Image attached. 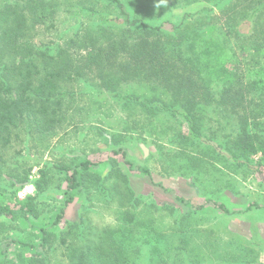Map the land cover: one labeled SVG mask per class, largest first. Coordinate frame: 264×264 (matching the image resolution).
Here are the masks:
<instances>
[{
  "label": "rangeland",
  "instance_id": "rangeland-1",
  "mask_svg": "<svg viewBox=\"0 0 264 264\" xmlns=\"http://www.w3.org/2000/svg\"><path fill=\"white\" fill-rule=\"evenodd\" d=\"M124 1L133 15L151 23L177 21L183 12L195 13L203 22L207 14L210 23L203 29L206 38L218 41L220 62L237 71L246 82L264 76V43L260 42L254 50L252 39L234 34L237 25L254 8L261 7L264 13V0H189L177 8L160 0ZM77 7L73 6L71 11ZM80 20L86 22L83 25L86 28L93 22H88L85 16L75 20L61 8L54 24L45 21L35 29L33 40L44 46L56 43L64 30L71 31L62 23L77 26ZM100 26H93L91 33L112 38L124 30ZM248 26L243 27L245 32ZM257 27L264 30V14L258 18ZM70 51L74 58L81 52L77 59L85 60L82 50L74 46ZM83 72L79 82L61 83L67 96L59 121L41 130L36 125L30 130L16 129L10 142L0 146V203L13 207V192L17 200L34 196L38 213L29 219L0 218L3 256L13 264H69L63 256L60 238L66 235L70 240L72 223L82 217L85 224L79 242L82 244L89 238L96 240L93 244L102 235H118L115 230L121 224L123 212L129 210L135 212L134 233L139 239L153 241L148 247L154 253L160 249L164 261L161 264H264L261 153L251 156L248 166L212 158L211 165L201 164L193 172L179 169L186 158L177 156L172 159L177 165L171 168L166 153L172 146L166 139L171 125L187 133L183 120L161 116L142 125L145 122L139 120L142 111L137 110L138 114L130 106L113 104L104 88L97 87L98 75ZM260 121L264 124V117ZM210 125L215 127L213 122ZM188 152L193 155L194 149ZM81 160L94 163L90 171L100 176L109 174L113 167L118 178L105 185L116 183L121 190L128 187L132 193L126 191L127 198L111 192L103 195L101 189H96L92 175L93 178L86 177L90 179L86 189L74 191L73 200L65 204V173L60 167L74 166ZM41 171L45 173L43 181ZM36 180L42 182L39 192L35 190ZM30 185L33 191L24 193ZM60 212L61 218L55 224ZM143 223L148 227L142 226ZM140 249V258L144 259L149 249Z\"/></svg>",
  "mask_w": 264,
  "mask_h": 264
},
{
  "label": "trees",
  "instance_id": "trees-1",
  "mask_svg": "<svg viewBox=\"0 0 264 264\" xmlns=\"http://www.w3.org/2000/svg\"><path fill=\"white\" fill-rule=\"evenodd\" d=\"M160 1L177 8L189 0ZM75 5L78 7L71 11ZM126 5L124 0H0V146L10 142L16 129L30 130L36 125L41 130L59 121L67 96L61 83L79 82L83 71L88 70L98 75L97 87L104 88L113 104L144 113L139 118L145 121L142 125L148 119L155 121L161 116L183 120L187 133L171 125L166 139L175 148L168 147L166 153L171 159H166L171 168L177 165L172 161L177 156L186 158L179 169L183 167L189 172L201 164L211 165L212 158L248 166L251 156L258 152L264 165V124L260 121L264 117V76L246 82L237 71L220 62L218 41L206 38L203 29L210 23L207 14L203 22L195 13L183 12L177 21L151 23L133 15ZM61 8L75 20L85 16L88 22H93L87 28L83 27L84 20L77 26L62 23L71 31L64 30L56 43L38 45L33 40L35 29L45 21L54 24ZM261 10V7L254 8L244 16L245 21L234 24L237 25L234 34L252 39L254 50L260 42L264 43V30L257 27L258 18L264 14ZM103 24L124 30L112 38L91 33L93 26ZM245 25H250L246 32ZM99 29L102 30L101 26ZM100 40L104 42L99 43ZM74 46L84 52V61L77 59L81 52L74 58L70 51ZM190 148L194 149V156L188 154ZM160 152L162 155L164 151ZM92 166L91 161L81 160L74 166L60 167L65 173V204L73 200L74 191L86 189L90 182L86 177H94L96 189H101L99 192L103 195L111 192L127 198L132 193L126 187L129 195L125 194L116 183L105 185L110 179L115 182L114 178H118L113 167L109 174L100 176L90 171ZM41 174L43 181L45 173L41 171ZM34 184L36 192L42 190L41 180ZM12 196L13 207L0 203V218L37 216L34 196L23 200L15 199L14 192ZM61 215V212L56 215L55 224ZM84 224L80 217L70 227V240L66 235L60 238L63 256L69 264L164 262L159 248V253L149 249L153 241L139 239L134 233L135 212H123L121 224L115 230L118 235H102L93 244L96 240L89 238L82 244L79 242ZM2 226L0 222V237ZM43 240L47 241V235ZM141 247L150 250L144 259L140 258ZM0 264L13 262L0 251Z\"/></svg>",
  "mask_w": 264,
  "mask_h": 264
},
{
  "label": "built area",
  "instance_id": "built-area-1",
  "mask_svg": "<svg viewBox=\"0 0 264 264\" xmlns=\"http://www.w3.org/2000/svg\"><path fill=\"white\" fill-rule=\"evenodd\" d=\"M26 189V192L24 193H31L33 191V186L30 185L28 188H25ZM20 197H22L20 194H19Z\"/></svg>",
  "mask_w": 264,
  "mask_h": 264
}]
</instances>
